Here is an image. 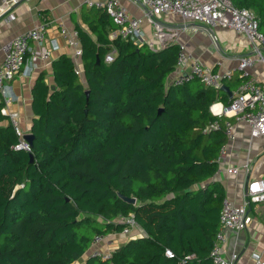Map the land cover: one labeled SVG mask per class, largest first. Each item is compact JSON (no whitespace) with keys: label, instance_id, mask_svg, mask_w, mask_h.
<instances>
[{"label":"trees","instance_id":"1","mask_svg":"<svg viewBox=\"0 0 264 264\" xmlns=\"http://www.w3.org/2000/svg\"><path fill=\"white\" fill-rule=\"evenodd\" d=\"M231 1L254 11L264 35V0ZM98 10L92 35L78 31L81 74L61 54L51 61L52 84L41 73L32 87L30 150L15 148L11 124L0 126V264H212L225 197L212 178L224 120L234 118L210 105L229 95L198 79L168 83L176 43L152 50L120 38L107 61L112 41L101 25L109 16ZM215 120L219 128L203 131ZM127 216L146 235L107 260L91 255L93 237L121 233Z\"/></svg>","mask_w":264,"mask_h":264},{"label":"built area","instance_id":"2","mask_svg":"<svg viewBox=\"0 0 264 264\" xmlns=\"http://www.w3.org/2000/svg\"><path fill=\"white\" fill-rule=\"evenodd\" d=\"M1 1L7 4L3 11L5 12L21 0ZM139 2L143 6L144 17L153 29V38L149 40L143 38L141 18L130 14L119 0H86L85 3L89 7L104 10L116 25L111 38L119 36L123 40L145 43L152 50L163 48L169 43H176L177 59L168 79V83L173 85L198 79L205 87L221 89L223 84L234 78L236 70L233 68L217 70L196 59L187 50L185 44L178 41V30L164 23V17L173 16L180 19L183 24L197 25L208 33L212 44L216 47L218 37L213 31L215 27L242 34L247 41L248 50L252 53L251 56L243 55L238 59V74L245 78L231 91L227 104L214 102L210 105V111L217 116L233 117L236 121L244 122L249 128L251 138L264 137V79H255L250 76V70L256 61L264 66V35L259 31V18L254 11L250 8L238 7L231 0H139ZM13 16L11 12L8 13V18ZM48 29L49 22L45 20L35 27L19 32L4 45L3 54L0 56V95L3 102L0 112L7 115L15 133L19 136V142L15 148L26 151L30 150L29 143L23 139L26 132L18 123L17 113L8 109L14 98L10 82L19 72L27 54L32 60L48 61L51 58V51L44 46ZM58 29L59 36L72 49L71 56L75 63V72L81 74V67L77 64L81 56L78 32L70 31L62 24ZM114 52L113 49L108 52L105 59L111 60ZM214 128H219L218 120L210 123L203 131ZM224 131L226 141L229 142L234 136L233 122L224 120ZM226 143L221 146L217 158L221 164L225 161ZM219 170L218 168L217 171ZM237 170V167L227 168L228 172ZM258 202H264V177L246 183L240 204H235L231 199L223 197L219 211V229L208 254L212 264H234L237 254L233 252L231 258H228L222 247L226 241L223 229L227 228L236 232L245 229L251 222L248 207ZM119 220L125 224L122 232L119 233L123 236L128 235L130 228L136 225L132 216ZM117 236L118 234L95 235L91 242L90 254L102 260L109 259L114 248L108 246ZM165 253L167 256H173L169 250ZM192 257L193 255H187L184 259ZM252 264H264V261L256 258Z\"/></svg>","mask_w":264,"mask_h":264},{"label":"crops","instance_id":"3","mask_svg":"<svg viewBox=\"0 0 264 264\" xmlns=\"http://www.w3.org/2000/svg\"><path fill=\"white\" fill-rule=\"evenodd\" d=\"M119 1L130 14L141 18L143 38L152 39V26L144 17L143 6L139 0ZM85 2L86 0H21L3 12L7 4L0 0V56L3 54L4 45L13 36L23 30L35 27L45 20L49 22L44 46L51 51V58L48 61L32 60L27 54L19 72L10 82L14 98L8 109L17 113L18 123L26 133L31 132L32 87L37 77L42 73L45 82L52 84L51 61L61 54L72 57V49L59 36V25H64L70 31L78 32L82 29L92 35L89 23L95 21V15H98L100 11L98 8L87 6ZM10 12L14 15L13 18H8ZM109 19L101 25V29L112 41L111 49L115 51L114 40L120 39V37L111 38V34L116 30V25ZM163 20L169 27L178 30V41L183 42L196 59L217 70L233 68L236 70L234 77L239 72L237 69L239 56L252 55L248 50L244 36L233 30L215 27L213 31L218 37L216 47L212 44L208 33L197 25L183 24L180 19L173 16H166ZM80 63L79 57L77 60L79 67ZM250 76L255 79H264V66L256 61L250 70ZM234 88L229 89L233 91ZM2 103L0 95V109ZM8 124H11L9 118L0 112V126ZM233 134V139L225 142L227 144L224 153L225 161L223 164L218 162L220 170L216 172L212 181L219 183L225 197L231 199L235 204H240L246 183L264 177V137L251 138L248 126L244 122L236 120L233 121ZM229 167H237L238 170L228 172L227 168ZM248 213L251 222L245 229L239 232L223 229L226 241L222 247L228 258H231L233 252L237 254L234 264H252L256 258H261L264 261V202L251 204L248 207ZM141 235H146L145 231L140 226L134 225L130 228L128 235L118 234L108 247L115 248L130 238Z\"/></svg>","mask_w":264,"mask_h":264},{"label":"water","instance_id":"4","mask_svg":"<svg viewBox=\"0 0 264 264\" xmlns=\"http://www.w3.org/2000/svg\"><path fill=\"white\" fill-rule=\"evenodd\" d=\"M221 89L226 91L229 96L231 95V91H230L229 87L226 84H223ZM23 139L25 141H27L29 143V145H32L33 134L31 132H27V133H25L23 135ZM29 156H30V161H32L33 160L32 154L29 153ZM118 195H119L120 198H122L124 201H126L128 203H131V204H135L136 203V198L135 197H127V196L121 195L119 193H118Z\"/></svg>","mask_w":264,"mask_h":264},{"label":"bare ground","instance_id":"5","mask_svg":"<svg viewBox=\"0 0 264 264\" xmlns=\"http://www.w3.org/2000/svg\"><path fill=\"white\" fill-rule=\"evenodd\" d=\"M214 107H216V106H214Z\"/></svg>","mask_w":264,"mask_h":264},{"label":"rangeland","instance_id":"6","mask_svg":"<svg viewBox=\"0 0 264 264\" xmlns=\"http://www.w3.org/2000/svg\"><path fill=\"white\" fill-rule=\"evenodd\" d=\"M107 239H108V238H107ZM107 239H106V240H107Z\"/></svg>","mask_w":264,"mask_h":264}]
</instances>
